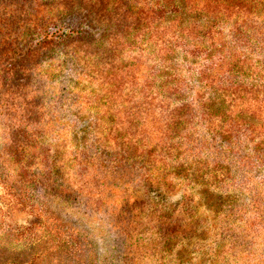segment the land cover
Listing matches in <instances>:
<instances>
[{
  "label": "trees",
  "instance_id": "16d2710c",
  "mask_svg": "<svg viewBox=\"0 0 264 264\" xmlns=\"http://www.w3.org/2000/svg\"><path fill=\"white\" fill-rule=\"evenodd\" d=\"M23 1V27L40 36L32 55L14 43L17 9L0 0V33L17 62L11 85L26 88L11 93L5 130L19 143L0 154V168L57 182L56 158L29 141L65 133L76 181L133 198L138 230L150 225L158 245L198 234L199 184L259 183L264 0ZM34 55L64 74L43 69L28 87L33 68L23 65ZM168 182L182 190L178 203L153 194Z\"/></svg>",
  "mask_w": 264,
  "mask_h": 264
},
{
  "label": "rangeland",
  "instance_id": "374dc122",
  "mask_svg": "<svg viewBox=\"0 0 264 264\" xmlns=\"http://www.w3.org/2000/svg\"><path fill=\"white\" fill-rule=\"evenodd\" d=\"M3 1L7 10L17 9L14 43L24 54L33 49L32 55L40 36L33 24L32 32L23 27L24 1ZM2 37L0 33V154L19 143L9 138L5 123L12 91L18 95L26 90L16 81L11 85V62H17L7 53L12 45ZM33 57L22 62L33 68L27 80L32 86L28 87L36 89L43 69L52 73V79L64 74L61 67H38L39 59ZM17 95L16 103L24 104ZM36 142L29 141L43 145L46 154L56 158L59 180L36 184L31 175L0 168V264H264V165L259 183L246 191L233 190L230 184L220 188L199 184L195 202L200 215L198 234L158 245L150 225L138 230L133 198L120 200V189L114 186L76 181L74 142L69 135L36 138ZM38 172L46 175L45 169ZM151 186L154 195L170 203L182 198L174 182Z\"/></svg>",
  "mask_w": 264,
  "mask_h": 264
}]
</instances>
